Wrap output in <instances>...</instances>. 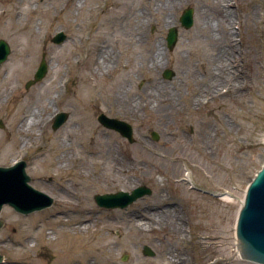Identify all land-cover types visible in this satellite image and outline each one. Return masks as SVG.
I'll return each instance as SVG.
<instances>
[{
    "label": "rangeland",
    "instance_id": "1",
    "mask_svg": "<svg viewBox=\"0 0 264 264\" xmlns=\"http://www.w3.org/2000/svg\"><path fill=\"white\" fill-rule=\"evenodd\" d=\"M215 1L151 0L150 7L143 0L150 12L140 43L128 41L125 8L133 14L140 0H13L12 19L2 18L7 9L0 5V39L11 47L0 65V166L27 161L30 184L55 199L28 215L3 208L2 264L51 263L65 217H78L85 198L91 218L113 240L109 251L117 264H176L175 255L180 264H258L241 257L236 222L247 186L264 164V0H222L235 32V48L223 61L229 17L216 13ZM186 8L194 10L190 28L180 23ZM174 26L179 41L171 50L167 35ZM60 31L67 39L56 44ZM27 32L36 35L37 52L18 74L12 71L21 56L28 58ZM159 46L165 66L152 68L147 61ZM44 54L48 74L27 89ZM220 62L230 72L219 73ZM166 70L174 76L165 77ZM158 85L165 91L156 92ZM115 93L139 102V109L117 103ZM58 112L69 117L55 131ZM100 113L130 123L135 141L104 127ZM34 114L40 119L32 126ZM76 157L87 159L84 168ZM143 185L152 194L125 208L95 201ZM147 219L154 228L138 231L137 221ZM41 226L53 229L55 239L48 246L21 242L30 250L23 256L19 241ZM145 246L155 255H145Z\"/></svg>",
    "mask_w": 264,
    "mask_h": 264
},
{
    "label": "water",
    "instance_id": "2",
    "mask_svg": "<svg viewBox=\"0 0 264 264\" xmlns=\"http://www.w3.org/2000/svg\"><path fill=\"white\" fill-rule=\"evenodd\" d=\"M182 26L185 28L192 27L194 23V10L188 8L181 17ZM67 38L64 32H59L53 42L57 44L63 43ZM178 41V29L171 27L169 29L167 44L169 49H173ZM11 48L9 44L0 40V65L4 63ZM48 63L45 55H43L39 68L34 78L28 81L26 88L42 81L48 73ZM174 72L172 70L165 71V77L172 78ZM69 114L66 112L58 113L53 124V129H59L68 119ZM99 121L107 128L116 130L127 138L131 143L135 141L133 126L126 121L111 118L104 113L98 117ZM0 127H4L3 121H0ZM155 140L159 139L156 132L152 133ZM26 161H21L10 167L0 166V213L5 204H10L17 211L28 214L36 210H41L51 206L54 199L30 185L31 177L26 171ZM152 194V189L143 185L134 189L131 193L120 191L116 194L96 195L95 200L100 206L105 208L127 207L139 198ZM3 221L0 220V228ZM237 236L239 239V247L241 255L244 259L259 264H264V165L258 172L253 181L249 184L245 203L241 209L238 223ZM144 254L154 256V251L148 247H144ZM128 255L123 257L127 260ZM3 263V256L0 254V264Z\"/></svg>",
    "mask_w": 264,
    "mask_h": 264
},
{
    "label": "bare ground",
    "instance_id": "3",
    "mask_svg": "<svg viewBox=\"0 0 264 264\" xmlns=\"http://www.w3.org/2000/svg\"><path fill=\"white\" fill-rule=\"evenodd\" d=\"M147 2H143V0H140L138 8H136L135 12L132 14V8L129 5L125 6L128 11L126 12V16L128 18V24H127V30H126V36L128 38V41L132 42L133 40H136L138 43L142 41L141 35H139V30L142 27L143 23L142 22H147V15H149L150 10L144 9L143 5H147L151 7V0H144ZM215 6V11L218 13L222 18H224L225 14V19L229 17L228 22L225 25L226 30H222L224 34L223 38L225 41L229 42L230 45L222 47V50L220 52V59L223 61V56H228L230 53L232 54V50L235 48L234 44V39L232 35L235 34V32L229 27L230 26V20H231V15L230 13V6L228 5V2L226 4V1L223 2L222 0H216L214 2ZM169 4V1H166L163 3V6L167 7ZM0 5L5 7L7 9V14L3 16L2 18L8 19L13 17V0H0ZM116 5V4H115ZM125 5V4H124ZM117 7V6H115ZM118 8V7H117ZM230 15V16H229ZM133 21H135L136 25L134 28ZM175 21V20H174ZM234 23V22H233ZM215 26L220 24L219 20H215L214 22ZM24 31V29H22ZM135 31L137 32V35L135 34ZM35 33V32H34ZM26 35V33H25ZM28 36V41L26 42V49L25 51L28 53V58H24L21 56V59L19 60V64L14 67L12 72H16L18 74H23L26 72V70L32 65L33 63V57L35 56L37 52V37L35 34H32L30 32H27ZM162 48H158V50L151 56L149 57L147 64L151 66L152 68H163L165 66V60H164V55L165 52L161 50ZM225 50H229L228 53H224ZM223 51V52H222ZM228 60V59H227ZM223 62H220L217 64L218 72L219 73H225L230 72L228 68L224 70L223 68ZM229 67V66H228ZM223 70V71H222ZM218 73V74H219ZM165 86L160 87L155 86L154 89L156 92L161 93L165 91ZM154 92V91H153ZM168 95V94H167ZM172 95V94H171ZM117 98V103L121 102L123 105L126 104L128 108L132 109H139L140 105L139 102L137 101H132L131 98H127L124 93L122 94H114ZM169 96V95H168ZM167 97V96H166ZM171 97H168L170 99ZM158 104V102H157ZM158 104L157 106H159ZM39 116L34 114V117L32 121H30V125H36V123L39 122ZM26 127L28 125V122L25 124ZM78 162L80 164H83V168L86 165V158H79L76 157ZM45 163V162H44ZM79 176L83 177L85 176L86 178H89V174L85 171H81L78 173ZM125 188V187H124ZM245 197V196H244ZM86 202L81 201L79 206L81 207L78 213H76V216L74 218H70L68 216L65 217L64 219V227L63 229L60 230L59 236H60V253L55 257V259L49 263V264H74V263H79V264H93L94 260L96 259V262L98 264H117L116 263V257L111 254L110 247L112 246V238L107 236L103 232V226H100L101 220L97 219V224H95L94 220L91 218V212L88 211V206L90 205L89 201L87 198H85ZM244 204V198L241 201V206L238 210L237 213V219L239 216V213L241 211V208ZM152 216H155L151 214ZM32 221H37V218L35 217ZM153 223L147 219V220H141L137 221L135 224V227L138 231H148L154 228ZM94 225L99 226L98 229L93 233L91 228L94 227ZM90 232V235L88 233ZM53 234V229L47 230V228L41 226L37 230H32L31 232L27 233L26 236L19 241L20 245L22 246V251L21 253L23 256L27 255L28 252H30L29 249L24 248L23 243L31 242L32 245L33 242L35 241H40L43 242L46 246L50 245L52 240L55 239V237L52 235ZM23 242V243H21ZM103 249L108 250L107 253H103ZM239 252H240V247H239ZM38 262L37 260H35ZM176 264H180L179 262L181 261V258L179 256H174V260ZM28 264H33V263H28ZM184 264V263H183ZM187 264V263H186Z\"/></svg>",
    "mask_w": 264,
    "mask_h": 264
}]
</instances>
